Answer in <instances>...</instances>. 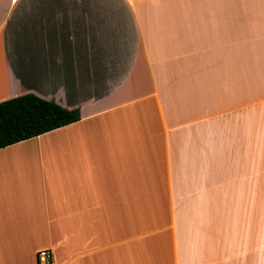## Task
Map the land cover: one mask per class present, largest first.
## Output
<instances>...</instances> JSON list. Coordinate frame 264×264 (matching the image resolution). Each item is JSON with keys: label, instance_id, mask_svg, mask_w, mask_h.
Returning a JSON list of instances; mask_svg holds the SVG:
<instances>
[{"label": "crops", "instance_id": "1", "mask_svg": "<svg viewBox=\"0 0 264 264\" xmlns=\"http://www.w3.org/2000/svg\"><path fill=\"white\" fill-rule=\"evenodd\" d=\"M80 119L0 148V264H264V0H0V102Z\"/></svg>", "mask_w": 264, "mask_h": 264}, {"label": "trees", "instance_id": "2", "mask_svg": "<svg viewBox=\"0 0 264 264\" xmlns=\"http://www.w3.org/2000/svg\"><path fill=\"white\" fill-rule=\"evenodd\" d=\"M80 119L77 109H67L34 94L0 102V148Z\"/></svg>", "mask_w": 264, "mask_h": 264}, {"label": "built area", "instance_id": "3", "mask_svg": "<svg viewBox=\"0 0 264 264\" xmlns=\"http://www.w3.org/2000/svg\"><path fill=\"white\" fill-rule=\"evenodd\" d=\"M36 264H53V255L50 249H40L36 254Z\"/></svg>", "mask_w": 264, "mask_h": 264}]
</instances>
